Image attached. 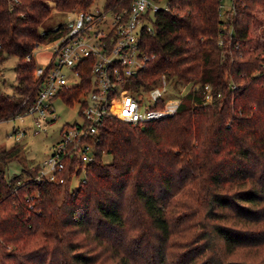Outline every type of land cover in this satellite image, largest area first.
Instances as JSON below:
<instances>
[{
    "label": "trees",
    "instance_id": "16d2710c",
    "mask_svg": "<svg viewBox=\"0 0 264 264\" xmlns=\"http://www.w3.org/2000/svg\"><path fill=\"white\" fill-rule=\"evenodd\" d=\"M221 1L165 0L168 9L155 12L151 30L140 35L148 60L132 80L133 90L163 74L208 83L210 102L191 90L164 119L134 125L107 117L94 135L86 179L75 186L79 171L70 161L63 182L37 180L39 164L8 178L17 147L0 151V264H168V242L191 214L174 213L182 198V207L185 198L195 207L202 243L172 264L205 254L200 264H264L236 256L264 245V50L247 47L264 0H233L223 12ZM50 2L69 13L93 0H0V61L19 57L14 92L0 91L2 119L23 112L22 99L34 96L37 63L26 56L63 32L64 24L40 31ZM130 3L105 0L116 9ZM84 87L83 79L63 98L74 104Z\"/></svg>",
    "mask_w": 264,
    "mask_h": 264
},
{
    "label": "built area",
    "instance_id": "2783aa9c",
    "mask_svg": "<svg viewBox=\"0 0 264 264\" xmlns=\"http://www.w3.org/2000/svg\"><path fill=\"white\" fill-rule=\"evenodd\" d=\"M161 8L168 9L165 0H131L129 6L120 9L104 6L71 11L59 36L36 45L34 50L45 45L46 62L37 64L34 71L38 82L33 98L24 97L20 103L24 110L14 117L34 114L39 131L45 127L43 124L57 119L56 100L78 105V119L62 126L60 139L39 165L37 180L63 182L62 172L70 161L75 171L84 172L80 179L84 181L86 166L94 157V135L109 116L144 125L174 115L182 96L191 90H202L203 103L212 100L211 85L201 86L195 81L182 96L169 97V79L164 74L155 85L133 90V77L148 60L139 46L140 35L151 30L152 16ZM219 8L221 12L225 10L222 1ZM33 53L26 59H31ZM83 73H87L85 87L80 98L71 104L63 93L79 85Z\"/></svg>",
    "mask_w": 264,
    "mask_h": 264
},
{
    "label": "rangeland",
    "instance_id": "374dc122",
    "mask_svg": "<svg viewBox=\"0 0 264 264\" xmlns=\"http://www.w3.org/2000/svg\"><path fill=\"white\" fill-rule=\"evenodd\" d=\"M224 9L232 8V0H222ZM53 7L51 16L40 24V31L47 28L57 27L59 24H63L68 20L69 13L60 12L55 9V4L50 2ZM105 6V0H93V3L89 7L94 10L96 8L102 9ZM253 41L247 45L249 50L259 51L264 50V9H258L256 16L252 21V25L249 31ZM45 42V41H42ZM45 45H39L33 52L34 60L38 65L45 64L47 58V52ZM19 61V57L15 54H8L0 61V91L7 94L14 92L17 84L16 80V64ZM85 74V73H84ZM35 77V72H34ZM86 79V76L83 78ZM82 79V80H83ZM77 86V84L75 85ZM191 86V82L186 81H174L169 80L168 83V96H182ZM78 105H66L59 100H56V113L57 119L51 123L48 121L43 124L45 129L37 130L35 123V115L27 114L23 117H11L9 119L0 118V151L2 149L10 150L17 147V156L8 161L6 166V177L11 178L21 172L22 167L33 166L39 164L50 153V149L54 143L60 139V130L66 122H72L74 119H78L77 115ZM36 128V129H35ZM16 131V132H15ZM106 158L110 160V155ZM84 172L74 175L71 181L72 186L77 185L80 179L83 178ZM181 200V199H180ZM179 201V200H178ZM184 198L180 201L177 208H174V213L186 211L189 214V219L178 229L168 242L167 262L168 264L175 263L177 260L187 259L190 253H195L198 247H201V241H196L201 227L199 226L198 215L193 214L195 207L190 208L191 201L185 198L187 207H182ZM190 208V209H189ZM202 212V211H200ZM198 212V214L200 213ZM187 215L184 213L183 217ZM188 224H191L190 228H187ZM11 247L12 245H8ZM198 252V251H197ZM206 255L201 257L200 260L190 264H200L206 258ZM238 258L242 260H254L262 261L264 263V245L258 248L256 252H251L248 249H243L237 252ZM236 258V257H229Z\"/></svg>",
    "mask_w": 264,
    "mask_h": 264
}]
</instances>
